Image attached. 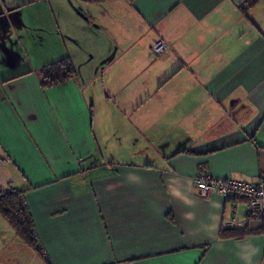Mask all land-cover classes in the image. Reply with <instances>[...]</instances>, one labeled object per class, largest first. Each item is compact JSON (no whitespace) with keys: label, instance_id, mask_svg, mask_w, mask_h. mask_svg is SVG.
I'll return each mask as SVG.
<instances>
[{"label":"crops","instance_id":"0c3cea01","mask_svg":"<svg viewBox=\"0 0 264 264\" xmlns=\"http://www.w3.org/2000/svg\"><path fill=\"white\" fill-rule=\"evenodd\" d=\"M245 2L0 0V191L44 251L0 214V264H264L244 204L193 186L264 184V0Z\"/></svg>","mask_w":264,"mask_h":264},{"label":"trees","instance_id":"16d2710c","mask_svg":"<svg viewBox=\"0 0 264 264\" xmlns=\"http://www.w3.org/2000/svg\"><path fill=\"white\" fill-rule=\"evenodd\" d=\"M101 2L102 0H86ZM261 0H246L240 10L246 14ZM75 75V69L68 58L53 63L38 73L41 85L44 88L51 87L72 78ZM0 214L14 230L16 236L34 251L39 252L35 241L32 223L23 206L22 193L12 191H0ZM245 232L244 234H246ZM249 233V232H248ZM225 233L221 236L224 237Z\"/></svg>","mask_w":264,"mask_h":264},{"label":"built area","instance_id":"2783aa9c","mask_svg":"<svg viewBox=\"0 0 264 264\" xmlns=\"http://www.w3.org/2000/svg\"><path fill=\"white\" fill-rule=\"evenodd\" d=\"M163 42H156L153 47L155 54L159 55L166 51ZM193 186L202 197L210 193L218 194L225 200L232 201L235 205L243 203L249 218L260 222L264 226V184H251L233 179L218 178L201 169L193 178ZM225 229H233L234 223L224 224ZM36 245H39L35 237ZM38 250L43 254V248L39 245Z\"/></svg>","mask_w":264,"mask_h":264}]
</instances>
